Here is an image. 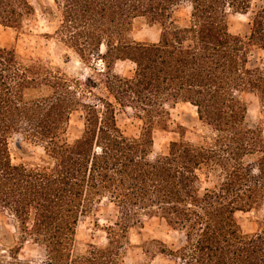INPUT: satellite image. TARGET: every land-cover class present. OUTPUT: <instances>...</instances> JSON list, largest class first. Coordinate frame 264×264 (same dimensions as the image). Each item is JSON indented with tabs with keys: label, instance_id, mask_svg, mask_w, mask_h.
<instances>
[{
	"label": "trees",
	"instance_id": "obj_1",
	"mask_svg": "<svg viewBox=\"0 0 264 264\" xmlns=\"http://www.w3.org/2000/svg\"><path fill=\"white\" fill-rule=\"evenodd\" d=\"M40 10L50 38L97 76L71 80L40 61L0 46V212L20 223L22 240L44 248L46 264H124L130 235L157 219L175 242L144 244L170 264H264V131L247 126L249 96L264 107V0H52ZM189 10L187 25L175 16ZM250 14L246 37L230 16ZM37 15L30 0H0V26L23 31ZM161 27L156 43L137 42L134 23ZM104 49V50H103ZM260 52L259 61L252 53ZM66 60L70 56H66ZM129 65L128 71L119 66ZM100 92L97 94L96 92ZM88 95L93 102L88 101ZM196 108L202 143L180 140L155 154V132H168L171 110ZM84 129L70 140L72 117ZM132 113L139 134L118 117ZM22 140L28 159L12 158ZM40 148L39 155L30 148ZM113 207L105 246L76 248L82 217ZM255 213L251 230L240 216ZM20 247L0 264L18 261Z\"/></svg>",
	"mask_w": 264,
	"mask_h": 264
},
{
	"label": "rangeland",
	"instance_id": "obj_2",
	"mask_svg": "<svg viewBox=\"0 0 264 264\" xmlns=\"http://www.w3.org/2000/svg\"><path fill=\"white\" fill-rule=\"evenodd\" d=\"M37 9V15L31 21L26 22L23 31H16L11 28L0 26V46L3 48H15L17 53L23 58L40 61L44 66L55 72L66 75L71 80L84 82L87 78L97 76L104 66L102 59L95 56L90 64H85L77 55L58 45L56 40L50 38L54 30L46 17L40 10V4L44 6L52 5V0H30ZM250 14H235L230 16L231 31L235 35L246 37L250 33ZM180 25H187L189 21V10L182 9L176 16ZM161 35V27L157 24H150L147 20L139 18L134 23L132 37L137 42L156 43ZM104 50V49H103ZM70 56L66 60V56ZM260 52L252 53V61H259ZM129 65L119 66V71H128ZM100 94V92H96ZM88 101L93 102L92 96L88 95ZM248 116L247 126L256 129L262 127L264 131V107L254 96L247 98ZM196 108L188 104H180L171 110L172 121L168 132L156 131L155 154H166L172 142H178L180 135L178 127L183 126L187 129L186 140L195 144L202 143V135L194 129L196 118ZM120 127L130 136L139 134L141 123L133 118L132 113L123 114L118 117ZM84 129V119L81 112L75 113L72 117L69 138L75 140L81 136ZM19 138V137H17ZM16 138V139H17ZM20 139V138H19ZM21 140V139H20ZM16 141V140H15ZM15 141L11 145L12 158L15 162L21 161L19 157L28 159V153L20 151L15 147ZM22 142V140H21ZM32 151L41 155L40 148H30ZM114 216V209L107 201L97 206L94 213L87 217H82L77 230L76 248L84 252L90 244L105 246L106 234L100 228L108 226ZM255 217V213L240 216L241 223L245 231H250L252 226L250 220ZM20 223L9 212H0V246L4 254L8 256L10 250L20 247L18 261L11 260L7 264H46V253L43 247L28 240L23 242ZM177 234L171 232L164 222L157 219H143V226L131 232V247L127 249L124 264H170L169 259L157 257L152 259L145 253L144 244L154 240L163 241L171 244L177 240Z\"/></svg>",
	"mask_w": 264,
	"mask_h": 264
},
{
	"label": "water",
	"instance_id": "obj_3",
	"mask_svg": "<svg viewBox=\"0 0 264 264\" xmlns=\"http://www.w3.org/2000/svg\"><path fill=\"white\" fill-rule=\"evenodd\" d=\"M15 147H16L18 150H20V151L23 150L22 142H21V140H20L19 138H17L16 141H15Z\"/></svg>",
	"mask_w": 264,
	"mask_h": 264
}]
</instances>
